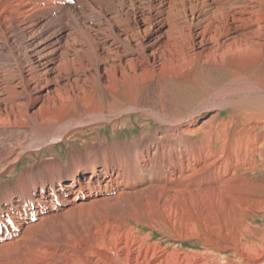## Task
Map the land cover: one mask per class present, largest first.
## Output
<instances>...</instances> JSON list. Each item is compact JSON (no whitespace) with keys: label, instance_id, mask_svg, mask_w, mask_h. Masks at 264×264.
Listing matches in <instances>:
<instances>
[{"label":"bare ground","instance_id":"6f19581e","mask_svg":"<svg viewBox=\"0 0 264 264\" xmlns=\"http://www.w3.org/2000/svg\"><path fill=\"white\" fill-rule=\"evenodd\" d=\"M243 67L264 0H0V264H264V117L220 113L264 102Z\"/></svg>","mask_w":264,"mask_h":264},{"label":"rangeland","instance_id":"374dc122","mask_svg":"<svg viewBox=\"0 0 264 264\" xmlns=\"http://www.w3.org/2000/svg\"><path fill=\"white\" fill-rule=\"evenodd\" d=\"M262 72H264V67L262 68L255 67L254 69H248L247 67H243V68H238V69L235 68L232 74L233 75L242 74L244 75V77L254 80L257 84L264 86V77H261ZM204 77H205V80L203 82V85L198 84L196 80H193L192 78H188L185 80L182 77V78L172 81L174 84V89L177 91L176 85H178V88H179L178 97L173 99V101L175 102V104L178 105V109L180 111L183 112L184 108L187 106L190 107L192 105L202 103L205 100L206 96H208L211 92L213 93V91H217V89L221 85H224L223 83L231 80V77L230 78L226 77V79H224L225 77H222V76L216 77L215 75L214 76L209 75V78L206 76ZM263 103L264 102L255 103V102H248V101L243 104L234 103L230 105L229 103V104H225L220 107L221 108L220 113L224 117L235 116V117H242V118L247 117L249 119L252 118L253 116L264 117V104ZM135 129L137 128H134V130ZM263 129L264 127L262 128V130ZM110 132L111 131L109 129L101 132L103 133L105 137L108 138V141L113 140L112 138L116 140H119V139L122 140V138H124L122 135L125 136L124 132H122V134L120 133L116 134L115 135L116 138H115L114 136L111 135L112 133ZM57 147L58 146L55 145L54 150L56 149L58 150ZM64 150L65 149H63L62 152H64ZM262 175H264V171L256 173L255 179L262 180ZM139 230L142 232L143 235L150 236L152 242H159L161 246H164V247L166 246L168 248L177 247L180 250H188L193 253L200 254V255H204V253H206L205 255H208V254L212 255L201 247L200 240L198 239L181 240V239L176 238V236L174 235H170V233H167V232H160L158 230L156 231V230H152L148 228H144V229L139 228Z\"/></svg>","mask_w":264,"mask_h":264}]
</instances>
